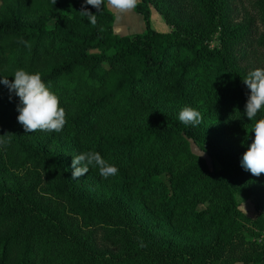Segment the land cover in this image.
Here are the masks:
<instances>
[{"label": "trees", "instance_id": "1", "mask_svg": "<svg viewBox=\"0 0 264 264\" xmlns=\"http://www.w3.org/2000/svg\"><path fill=\"white\" fill-rule=\"evenodd\" d=\"M135 12L145 32L120 36L108 0L101 10L0 0V79L41 73L67 113L60 132L26 133L19 98L0 84V135L13 133L0 147V264H264V199L242 154L148 98L185 104L199 84L232 82L236 95L211 108L241 114L251 142L243 78L264 68V0H140ZM71 143L119 169L106 198L72 179V160L56 149ZM148 203L198 241L160 238L142 217Z\"/></svg>", "mask_w": 264, "mask_h": 264}, {"label": "clouds", "instance_id": "2", "mask_svg": "<svg viewBox=\"0 0 264 264\" xmlns=\"http://www.w3.org/2000/svg\"><path fill=\"white\" fill-rule=\"evenodd\" d=\"M85 2L87 5L101 10L105 0H85ZM108 4L120 13H128L136 8L138 0H108ZM80 12L87 17L92 26H96V14L88 10ZM18 42L27 45V41L23 38ZM13 77L14 80L3 77L0 79V84L6 86L10 94L19 98L17 120L25 132L62 131L67 123L66 110L61 106L59 96L44 81L42 74L21 68L14 72ZM243 83L250 90L245 106V115L253 122L254 138L242 155L241 166L253 176L259 177L264 175V116L260 119H256V117L264 109V68L249 71L243 78ZM179 120L185 125L197 126L201 123L202 117L198 110L184 106L179 112ZM11 134L13 133L0 135V147L11 142ZM90 166L97 168L99 174L105 179L117 175L119 171L115 165L108 163L99 152L86 151L73 156L72 179L78 180L87 174ZM140 246H146L142 240Z\"/></svg>", "mask_w": 264, "mask_h": 264}, {"label": "rangeland", "instance_id": "3", "mask_svg": "<svg viewBox=\"0 0 264 264\" xmlns=\"http://www.w3.org/2000/svg\"><path fill=\"white\" fill-rule=\"evenodd\" d=\"M138 3H140V0H138ZM108 8L116 19L114 26V31L116 34L118 32V35L120 36H127L142 34L145 32L146 28L144 19L141 15L135 12V9L128 13H120L119 11L112 9L109 4ZM157 22L162 24L159 18H157ZM218 44V40H215L212 46H218ZM235 95L236 89L233 83L224 82L217 87H211L210 84L197 85L192 91L191 101L185 104L175 101L171 98H164L157 93H151L148 98L151 103L157 105L163 111L170 113L177 118H179V112L184 106H190L198 110L202 117L200 125L205 128L209 134L218 138L221 144L228 150H232L243 155L251 142L246 135V132L243 130L245 122L242 119L241 114L233 109L215 112L211 108V104L219 101L221 98H231ZM100 124H102L103 128H106L105 131H110L108 130L110 127L108 121L102 120ZM74 148V143L65 146H56L58 152L66 155V157L70 158L71 160H73V156H75ZM192 148L195 153L204 156L208 160L209 164H212V161L203 155L195 145H192ZM88 174L89 176L85 175L80 177L79 182L91 190L96 198H106L108 194L107 191L109 190L108 188L112 184L111 177L105 179L99 174L98 169H95L93 174ZM4 179L9 183L10 179H13V175L8 174L6 177H3V180ZM254 185L258 197L264 199V175L256 177L254 179ZM238 199L242 205L247 207L251 206L250 201L241 197ZM151 206V203H148V207H145L146 210L144 214L142 213V217L144 222L150 228H152L160 238L166 240H178L186 243L198 241V239L192 238L183 233L177 222L168 224L160 220L154 213V210Z\"/></svg>", "mask_w": 264, "mask_h": 264}, {"label": "crops", "instance_id": "4", "mask_svg": "<svg viewBox=\"0 0 264 264\" xmlns=\"http://www.w3.org/2000/svg\"><path fill=\"white\" fill-rule=\"evenodd\" d=\"M117 34H118V32H117Z\"/></svg>", "mask_w": 264, "mask_h": 264}]
</instances>
